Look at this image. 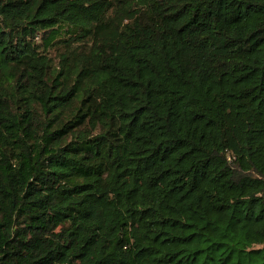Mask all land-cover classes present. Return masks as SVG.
Masks as SVG:
<instances>
[{"label": "trees", "instance_id": "1", "mask_svg": "<svg viewBox=\"0 0 264 264\" xmlns=\"http://www.w3.org/2000/svg\"><path fill=\"white\" fill-rule=\"evenodd\" d=\"M0 264H264V0H0Z\"/></svg>", "mask_w": 264, "mask_h": 264}]
</instances>
